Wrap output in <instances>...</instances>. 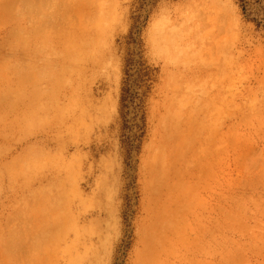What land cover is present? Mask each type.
<instances>
[{"label": "rangeland", "instance_id": "obj_1", "mask_svg": "<svg viewBox=\"0 0 264 264\" xmlns=\"http://www.w3.org/2000/svg\"><path fill=\"white\" fill-rule=\"evenodd\" d=\"M0 264H264V0H0Z\"/></svg>", "mask_w": 264, "mask_h": 264}]
</instances>
